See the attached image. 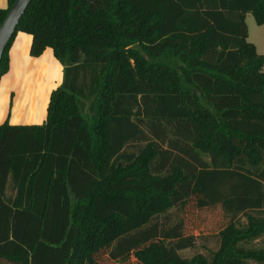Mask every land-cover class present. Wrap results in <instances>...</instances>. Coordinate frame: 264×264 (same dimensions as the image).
Segmentation results:
<instances>
[{
    "label": "trees",
    "instance_id": "trees-1",
    "mask_svg": "<svg viewBox=\"0 0 264 264\" xmlns=\"http://www.w3.org/2000/svg\"><path fill=\"white\" fill-rule=\"evenodd\" d=\"M247 13L264 24V0H30L0 77L21 31L63 79L43 123L0 124V264H264ZM189 206L217 216L210 258L179 254L197 239Z\"/></svg>",
    "mask_w": 264,
    "mask_h": 264
},
{
    "label": "crops",
    "instance_id": "crops-1",
    "mask_svg": "<svg viewBox=\"0 0 264 264\" xmlns=\"http://www.w3.org/2000/svg\"><path fill=\"white\" fill-rule=\"evenodd\" d=\"M6 7L7 0H0V8ZM248 14L250 13L246 14L245 22L249 32ZM249 24L254 27L252 20H249ZM256 27L257 30L264 31V24H256ZM250 41L255 45L256 51L264 55V43L261 38L256 36ZM31 42L30 34L19 31L9 47L8 70L0 77V124L6 120L11 125L43 123L50 94L62 82L63 66L54 56L52 49L48 47L39 56L32 57L29 53ZM52 70L54 77L58 76V79L53 77L54 80L51 79L50 84ZM205 159L210 160L208 156H205Z\"/></svg>",
    "mask_w": 264,
    "mask_h": 264
},
{
    "label": "rangeland",
    "instance_id": "rangeland-1",
    "mask_svg": "<svg viewBox=\"0 0 264 264\" xmlns=\"http://www.w3.org/2000/svg\"><path fill=\"white\" fill-rule=\"evenodd\" d=\"M250 16V17H249ZM251 18V19H250ZM249 20H252L254 27L249 24ZM248 28H249V39L248 41L255 39L256 36H259L264 43V31L257 30L256 23L253 20L251 14H248L247 18ZM261 36V37H260ZM251 42V41H250ZM50 81L54 77V70L50 72ZM58 79L57 77H54ZM54 80V79H52ZM52 81L50 82V84ZM192 206L187 208L185 220L187 222V230L188 232H192L197 235L196 242L192 248H188L185 250H181L179 254L183 258L187 259H196L199 256L210 258L212 252H214L219 245V238L217 235H212L210 232L215 226V220L217 216L208 210L196 211ZM259 244V243H257ZM103 264H122L120 262H110L105 260Z\"/></svg>",
    "mask_w": 264,
    "mask_h": 264
},
{
    "label": "water",
    "instance_id": "water-1",
    "mask_svg": "<svg viewBox=\"0 0 264 264\" xmlns=\"http://www.w3.org/2000/svg\"><path fill=\"white\" fill-rule=\"evenodd\" d=\"M30 0H15L9 7L6 16L0 25V60L5 47L13 36L16 26L24 14Z\"/></svg>",
    "mask_w": 264,
    "mask_h": 264
}]
</instances>
